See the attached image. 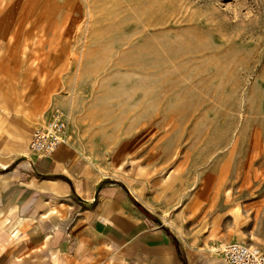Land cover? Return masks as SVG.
I'll return each instance as SVG.
<instances>
[{
    "label": "rangeland",
    "instance_id": "rangeland-1",
    "mask_svg": "<svg viewBox=\"0 0 264 264\" xmlns=\"http://www.w3.org/2000/svg\"><path fill=\"white\" fill-rule=\"evenodd\" d=\"M1 54L50 84L32 118L63 106L68 143L157 225L209 255L264 250V0H0ZM142 74L150 110L94 106Z\"/></svg>",
    "mask_w": 264,
    "mask_h": 264
},
{
    "label": "crops",
    "instance_id": "crops-1",
    "mask_svg": "<svg viewBox=\"0 0 264 264\" xmlns=\"http://www.w3.org/2000/svg\"><path fill=\"white\" fill-rule=\"evenodd\" d=\"M49 87L36 82L27 64L1 54L0 264H180L177 258L216 264L202 258L221 256L199 252L157 225L123 181L98 171L70 143L50 157L30 151L32 131L49 106L37 119L31 115Z\"/></svg>",
    "mask_w": 264,
    "mask_h": 264
},
{
    "label": "built area",
    "instance_id": "built-area-1",
    "mask_svg": "<svg viewBox=\"0 0 264 264\" xmlns=\"http://www.w3.org/2000/svg\"><path fill=\"white\" fill-rule=\"evenodd\" d=\"M68 125L67 110L58 104L49 106L32 131L28 143L30 151L52 156L60 146L68 143ZM222 252L230 264H264V250L260 246L232 242Z\"/></svg>",
    "mask_w": 264,
    "mask_h": 264
},
{
    "label": "bare ground",
    "instance_id": "bare-ground-1",
    "mask_svg": "<svg viewBox=\"0 0 264 264\" xmlns=\"http://www.w3.org/2000/svg\"><path fill=\"white\" fill-rule=\"evenodd\" d=\"M159 5H149L145 8V13H143L144 20L150 21L151 18L154 17L156 11L158 10ZM144 52L147 55L148 51L144 48ZM143 52V53H144ZM138 66L135 68L137 69ZM140 68V67H139ZM142 72L141 69H139ZM156 78L151 75L142 74L139 78L131 80L130 84H126V82L121 81L118 86L114 88H109L104 96L100 100L95 103V107L99 110L100 107L98 102L101 100H107V98H113L111 105L113 106H120L123 109H127L128 106L132 102H137L140 106L139 112H144L150 110L152 104H157L158 101V93L155 89V83H152L151 80H155ZM147 90V91H146ZM146 92V93H145ZM108 103V102H107ZM111 107V106H110ZM102 109H108L106 104H102ZM224 260L229 263L225 258ZM230 264V263H229Z\"/></svg>",
    "mask_w": 264,
    "mask_h": 264
},
{
    "label": "trees",
    "instance_id": "trees-1",
    "mask_svg": "<svg viewBox=\"0 0 264 264\" xmlns=\"http://www.w3.org/2000/svg\"><path fill=\"white\" fill-rule=\"evenodd\" d=\"M175 246H176V248L178 247V243H177V241H175Z\"/></svg>",
    "mask_w": 264,
    "mask_h": 264
}]
</instances>
